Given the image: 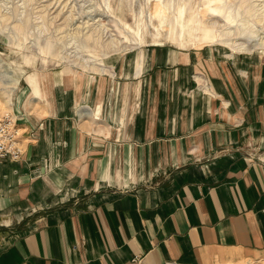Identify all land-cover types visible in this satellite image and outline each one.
Listing matches in <instances>:
<instances>
[{
	"label": "crops",
	"instance_id": "1",
	"mask_svg": "<svg viewBox=\"0 0 264 264\" xmlns=\"http://www.w3.org/2000/svg\"><path fill=\"white\" fill-rule=\"evenodd\" d=\"M214 51L62 79L0 163V264L264 258V64Z\"/></svg>",
	"mask_w": 264,
	"mask_h": 264
},
{
	"label": "rangeland",
	"instance_id": "2",
	"mask_svg": "<svg viewBox=\"0 0 264 264\" xmlns=\"http://www.w3.org/2000/svg\"><path fill=\"white\" fill-rule=\"evenodd\" d=\"M221 42L252 49L235 53ZM154 47L211 49L227 63L264 64V0H0V112L20 130L62 79L113 77L121 56Z\"/></svg>",
	"mask_w": 264,
	"mask_h": 264
},
{
	"label": "built area",
	"instance_id": "3",
	"mask_svg": "<svg viewBox=\"0 0 264 264\" xmlns=\"http://www.w3.org/2000/svg\"><path fill=\"white\" fill-rule=\"evenodd\" d=\"M16 127V119L6 111L0 112V163L4 160L17 161L22 153V140ZM133 264H142L139 257L130 260Z\"/></svg>",
	"mask_w": 264,
	"mask_h": 264
},
{
	"label": "bare ground",
	"instance_id": "4",
	"mask_svg": "<svg viewBox=\"0 0 264 264\" xmlns=\"http://www.w3.org/2000/svg\"><path fill=\"white\" fill-rule=\"evenodd\" d=\"M205 35H206V41L208 42H213L214 41V37L211 35V33H209L208 31H205ZM250 38H245L244 42H247V40H249ZM252 42V41H251ZM221 46H224L226 48H230L231 51H234L235 53H239L248 49H252L251 46L247 47L248 43H243V44H239V45H235V44H227V43H219Z\"/></svg>",
	"mask_w": 264,
	"mask_h": 264
}]
</instances>
